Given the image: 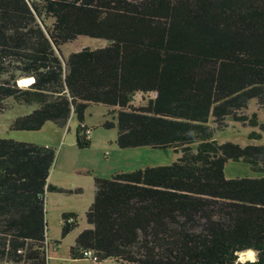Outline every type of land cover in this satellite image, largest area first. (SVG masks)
Here are the masks:
<instances>
[{
    "label": "trees",
    "instance_id": "1",
    "mask_svg": "<svg viewBox=\"0 0 264 264\" xmlns=\"http://www.w3.org/2000/svg\"><path fill=\"white\" fill-rule=\"evenodd\" d=\"M81 35L107 45L63 57ZM9 98L37 105L14 130L65 128L76 116L86 148L85 112L101 103L119 147L182 154L96 176L73 258L264 264V120L249 110L256 101L264 111V0H0V114ZM232 121L253 128L247 145L216 139ZM56 158L54 147L0 137V264H50L46 191L73 192L48 182ZM231 160L262 175L228 178ZM73 217L63 214V237ZM248 250L257 259L241 261Z\"/></svg>",
    "mask_w": 264,
    "mask_h": 264
},
{
    "label": "rangeland",
    "instance_id": "2",
    "mask_svg": "<svg viewBox=\"0 0 264 264\" xmlns=\"http://www.w3.org/2000/svg\"><path fill=\"white\" fill-rule=\"evenodd\" d=\"M51 19L48 20L51 23ZM107 41L85 35L61 46L63 57L69 56L85 47L92 49L104 47ZM20 84V82H19ZM27 86L26 82L20 84ZM142 94L138 93L134 102L139 104ZM5 111L0 114V137L18 141L32 142L40 145L54 147L57 158L51 169L48 182L52 185L73 190V192L46 191L45 209L47 222V254L50 264H121L116 259L108 258L95 262L88 258H73L70 249L75 244L79 234L89 224L87 211L95 198V177L107 173L105 178H110L118 169L143 168L147 166L171 165L181 157V152L173 148H152L150 146L121 148L117 143L118 128L106 127L107 120H112L109 106L101 103H91L85 112V124L91 130V145L80 148L77 144V127L79 121L73 116L65 128L58 126L53 121H48L39 130H14L10 128L11 122L18 116L30 113L37 105L19 104L13 98L4 102ZM250 113L256 111L260 119L264 120V111L253 101L250 104ZM253 130L239 122H231L225 132L216 135L219 142L233 141L242 146L250 141L249 133ZM264 145L263 138L258 142ZM136 168V169H138ZM228 178L234 177H260L256 171L245 161H229L225 169ZM103 178V177H102ZM76 190H79L76 192ZM75 213L76 218H71L70 223L76 222L77 226L63 237L65 225L63 214ZM240 254V260H256Z\"/></svg>",
    "mask_w": 264,
    "mask_h": 264
},
{
    "label": "built area",
    "instance_id": "3",
    "mask_svg": "<svg viewBox=\"0 0 264 264\" xmlns=\"http://www.w3.org/2000/svg\"><path fill=\"white\" fill-rule=\"evenodd\" d=\"M84 125V124H83ZM91 133H92V130H91V128H89L88 126H87V128L84 130V134L86 135V137L87 138H91L90 136H91ZM84 256L85 257H87L88 259H91V260H93V261H95V262H98L99 261V259H98V257L96 256V254L93 252V251H91V250H85L84 251Z\"/></svg>",
    "mask_w": 264,
    "mask_h": 264
},
{
    "label": "bare ground",
    "instance_id": "4",
    "mask_svg": "<svg viewBox=\"0 0 264 264\" xmlns=\"http://www.w3.org/2000/svg\"><path fill=\"white\" fill-rule=\"evenodd\" d=\"M32 81H33V77L22 78L19 80L20 84H23V82H26V84H30ZM243 254L249 256V258H253L254 251L253 250L243 251L241 252V255Z\"/></svg>",
    "mask_w": 264,
    "mask_h": 264
},
{
    "label": "crops",
    "instance_id": "5",
    "mask_svg": "<svg viewBox=\"0 0 264 264\" xmlns=\"http://www.w3.org/2000/svg\"><path fill=\"white\" fill-rule=\"evenodd\" d=\"M72 118H73V117H72ZM72 118H71V119H72ZM71 119H70V121H71ZM70 121H69V122H70ZM86 125H87V124H86ZM87 126H88V125H87ZM88 127H89V126H88ZM89 128H90V127H89ZM91 138H92V140H93V139H94V136L92 135ZM91 138H90V139H91ZM136 168H138V167L127 168V169H118V170H116L115 172H118V171H131V170H135ZM115 172H114V173H115ZM114 173H113V174H114ZM106 174H107V173L100 174V175H101L102 177H106V176H107Z\"/></svg>",
    "mask_w": 264,
    "mask_h": 264
},
{
    "label": "clouds",
    "instance_id": "6",
    "mask_svg": "<svg viewBox=\"0 0 264 264\" xmlns=\"http://www.w3.org/2000/svg\"><path fill=\"white\" fill-rule=\"evenodd\" d=\"M32 82H33V81H32ZM32 82H31V83H32Z\"/></svg>",
    "mask_w": 264,
    "mask_h": 264
},
{
    "label": "water",
    "instance_id": "7",
    "mask_svg": "<svg viewBox=\"0 0 264 264\" xmlns=\"http://www.w3.org/2000/svg\"><path fill=\"white\" fill-rule=\"evenodd\" d=\"M33 80H34V78H33Z\"/></svg>",
    "mask_w": 264,
    "mask_h": 264
}]
</instances>
